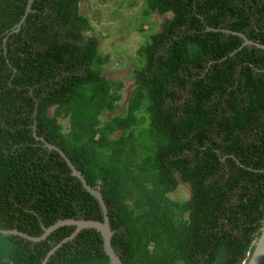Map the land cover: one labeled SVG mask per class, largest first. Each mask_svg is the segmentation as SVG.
Wrapping results in <instances>:
<instances>
[{"label": "trees", "instance_id": "trees-1", "mask_svg": "<svg viewBox=\"0 0 264 264\" xmlns=\"http://www.w3.org/2000/svg\"><path fill=\"white\" fill-rule=\"evenodd\" d=\"M83 1L34 0L12 33L28 0H0V230L103 221L48 144L101 194L122 264H243L264 219V50L239 35L264 45V0H147L164 21L108 119L124 85L102 75ZM74 231L0 234V264H110L94 229L49 255Z\"/></svg>", "mask_w": 264, "mask_h": 264}, {"label": "rangeland", "instance_id": "rangeland-1", "mask_svg": "<svg viewBox=\"0 0 264 264\" xmlns=\"http://www.w3.org/2000/svg\"><path fill=\"white\" fill-rule=\"evenodd\" d=\"M147 0H85L79 4L80 14L89 20L92 36L99 41V51L109 57V63L102 75L111 81H120L124 87L121 91L122 101L110 115L121 113L133 88L132 73L136 68V52L151 34L160 31L164 17L145 15ZM148 26L152 31H147ZM52 110H50V114ZM65 131L69 124L67 119H60ZM173 200L188 199L189 190L180 184L170 195Z\"/></svg>", "mask_w": 264, "mask_h": 264}, {"label": "water", "instance_id": "water-1", "mask_svg": "<svg viewBox=\"0 0 264 264\" xmlns=\"http://www.w3.org/2000/svg\"><path fill=\"white\" fill-rule=\"evenodd\" d=\"M33 1L34 0H28L24 15L21 18L20 22L12 29L11 31L12 33H17L20 30L21 26L25 23L26 17L28 16L29 13L32 12L31 6H32ZM239 36H241L242 39L244 40V43H243L244 46L251 45L258 49L264 50V45H260L252 41H249L247 38H245L242 35H239ZM45 146L48 149L55 150L56 152L60 154V156L65 160L68 167L70 168L72 176L76 177L82 183V186L84 187V189L88 193H90L94 198H96L102 210L103 221L102 222L82 221V220H73V219L59 221L56 224L50 226L49 228L44 229V232L40 237H31L17 230H0V234L5 235V236H18L27 241H31V242H40V241L45 240L53 231L61 227L74 226L75 227L74 233L70 237L65 238L59 245H57L53 250H51V252L49 253L50 255L53 253L55 249L59 248L63 243L73 239L80 231L84 229H94L100 234L102 238L103 250L105 252V255L108 257L110 264H122L120 261V258L117 256V254L114 252L111 246V239H112L114 232L110 228V223H109V219L107 216V210H106L101 194L99 193L98 190L92 189L87 185L86 180L81 175V173L78 170H76V168L71 164L68 158L58 148L50 146L48 144H45ZM46 262H47V258L44 260L43 264H45ZM243 264H264V219L262 221L260 235L253 242V250L249 254L247 260Z\"/></svg>", "mask_w": 264, "mask_h": 264}]
</instances>
